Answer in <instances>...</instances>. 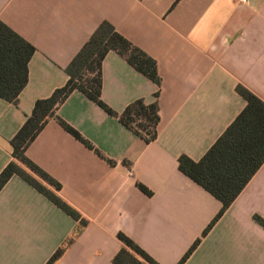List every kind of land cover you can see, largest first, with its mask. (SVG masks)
I'll return each instance as SVG.
<instances>
[{
    "label": "crops",
    "instance_id": "crops-1",
    "mask_svg": "<svg viewBox=\"0 0 264 264\" xmlns=\"http://www.w3.org/2000/svg\"><path fill=\"white\" fill-rule=\"evenodd\" d=\"M0 20L36 47L19 103L0 98V173L36 101L67 83L103 21L156 59L162 79L149 143L79 90L59 106L26 153L86 224L13 176L0 191V264H46L60 248L54 264H114L119 232L160 264H178L197 239L184 264H264V164L203 235L222 204L178 162L200 160L246 106L238 84L264 100V0H0ZM158 89L117 52L104 58L101 97L119 114Z\"/></svg>",
    "mask_w": 264,
    "mask_h": 264
},
{
    "label": "trees",
    "instance_id": "trees-1",
    "mask_svg": "<svg viewBox=\"0 0 264 264\" xmlns=\"http://www.w3.org/2000/svg\"><path fill=\"white\" fill-rule=\"evenodd\" d=\"M110 51L117 52L159 86L154 102L136 99L119 114L103 101L102 66ZM35 52L36 47L32 43L0 20V98L15 105L19 103V95L28 83V65ZM66 72L69 75L67 83L57 88L50 97L38 99L32 113L11 139L13 159L0 173V191L13 176H19L84 225L86 220L82 214L58 194L61 184L28 157V147L74 90H79L106 112L118 117L124 126L145 142L153 141L158 135L160 122L158 97L162 79L156 59L134 45L108 21L99 24L66 67ZM236 91L246 100V106L224 133L200 160L195 161L187 155L178 159L179 169L222 204L216 217L204 230V235L264 164V100L242 84L236 86ZM58 119L68 132L86 146L94 148L76 129ZM138 186L151 194L142 183ZM255 219L264 227L262 217L256 215ZM117 237L123 245L113 257L114 264H160L130 236L119 232ZM199 242L200 239H197L192 244L178 264L186 262ZM62 251L63 248L58 249L46 264H54Z\"/></svg>",
    "mask_w": 264,
    "mask_h": 264
},
{
    "label": "built area",
    "instance_id": "built-area-1",
    "mask_svg": "<svg viewBox=\"0 0 264 264\" xmlns=\"http://www.w3.org/2000/svg\"><path fill=\"white\" fill-rule=\"evenodd\" d=\"M241 3H247L248 2V0H239Z\"/></svg>",
    "mask_w": 264,
    "mask_h": 264
},
{
    "label": "rangeland",
    "instance_id": "rangeland-1",
    "mask_svg": "<svg viewBox=\"0 0 264 264\" xmlns=\"http://www.w3.org/2000/svg\"><path fill=\"white\" fill-rule=\"evenodd\" d=\"M219 211H220V210H219ZM217 214H218V213H217ZM217 214H216V215H217ZM215 217H216V216H215ZM215 217H214V218H215ZM211 222H212V221H211ZM211 222H210V223H211ZM210 223H209V224H210ZM209 224H208V225H209ZM207 227H208V226H207ZM203 235H204V232H203Z\"/></svg>",
    "mask_w": 264,
    "mask_h": 264
}]
</instances>
